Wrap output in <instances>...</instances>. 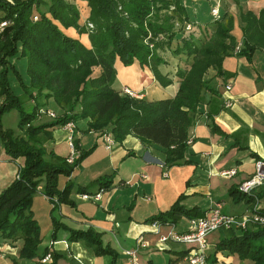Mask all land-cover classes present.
I'll list each match as a JSON object with an SVG mask.
<instances>
[{
    "label": "trees",
    "instance_id": "trees-1",
    "mask_svg": "<svg viewBox=\"0 0 264 264\" xmlns=\"http://www.w3.org/2000/svg\"><path fill=\"white\" fill-rule=\"evenodd\" d=\"M84 1L88 15L79 24L77 7L67 0H13L12 3L0 0V20L9 21L0 32V63L3 62L2 55L23 58L27 80L21 82L17 70L12 67L17 82L29 96L32 92L36 96L42 93L44 100L40 104L35 102L30 111L23 110L11 91L6 72L0 71V115L16 107L21 132L13 136L0 124V142L9 159L22 158L15 177L0 190V237L21 238L19 257H37L36 264H42L39 259L46 252L50 253L51 259L43 264H54L61 254L47 248L38 252L41 238L39 225L30 209L32 197L40 190L48 198L55 197L52 208L62 202L71 204L67 195L72 184L66 182L58 189L57 177L68 176L78 160L88 153H79L73 164H67L64 156L50 152L46 156L41 142L50 136L55 126L69 120L85 119L84 131L100 135L109 132L117 142L132 135L145 146L161 149L163 165L189 163L183 153L192 140L187 142L197 106L205 93L217 95L211 81L228 75L221 68L223 57L235 54L250 60L253 51L264 50V8L257 12L242 11L236 4L240 38L238 49L233 51L236 45L231 33L233 19L227 12H222L211 22L194 24L188 21L181 0ZM186 23L191 26L188 30ZM60 27H72L78 34H86L88 46L78 38L68 36ZM195 28L203 37L193 35ZM164 50L171 52L178 62L181 54L189 60L179 63L169 75L159 69L165 64ZM116 61L122 66L136 61L140 67L148 69L161 87L176 81L177 89L172 96L158 99L131 96L124 92L126 87L115 89ZM48 99L59 107L60 112L51 122L32 125L37 119V107H44ZM217 109L209 108L206 112L209 128L223 137L236 136L215 125L213 115ZM233 144L239 149L247 148L235 139ZM110 176H100L92 181L97 190L109 186ZM76 191L83 193L85 189L76 187ZM228 193L235 202H264V187L250 195L239 192L236 187L230 188ZM182 197L179 195L167 210L152 215L149 221L175 224L181 217L203 214L197 206H183L180 203ZM256 212L264 215V204L257 205ZM51 228L52 238L57 229H67L68 241L81 240L94 255H109L110 264H114L117 254L91 228H66L53 217ZM220 230L215 251L226 250L239 259L249 260L250 264H264V225Z\"/></svg>",
    "mask_w": 264,
    "mask_h": 264
},
{
    "label": "crops",
    "instance_id": "crops-1",
    "mask_svg": "<svg viewBox=\"0 0 264 264\" xmlns=\"http://www.w3.org/2000/svg\"><path fill=\"white\" fill-rule=\"evenodd\" d=\"M67 1L77 7L78 23L82 24L88 15L86 2ZM181 1L190 23L211 22L213 18L209 9L216 4L219 14H231V33L236 40L235 46L239 44L240 38L236 4L242 11L257 12L264 8V0ZM61 29L68 36L78 38L88 46L86 34H78L72 27ZM162 57L165 64L160 65L159 69L172 75L179 64L177 58ZM221 68L228 75L211 81L217 95L205 93L197 106L190 128L192 140L183 153L184 159L190 160L189 163L160 166L164 158L163 151L154 146L143 145L132 135H126L120 142L115 141L113 147L106 150L100 134L94 131L84 132L86 120H76L77 135H74V143L78 153H88L78 160L68 176L57 177L58 189H62L66 182L72 184L67 195L71 204L62 202L52 208L53 203L40 190L32 197V215L37 223L40 219L43 220V229L38 224L41 238L38 252L47 248L60 253L61 256L55 259L54 264L111 263L109 255H94L81 240L68 241L67 229H57L52 238L53 217L66 228H91L99 233L103 243L108 244L117 254L114 264H182L188 246L174 241L171 235L188 230L187 218L181 217L175 224H158L153 227L149 221L152 215L167 210L179 195H183L180 203L187 208L197 206L205 211L217 202L228 214L237 215L249 209L243 200L233 201L228 190L252 173L254 159H264V50L253 51L250 60L235 54L225 56L221 61ZM115 70L114 88H129L139 98H164L172 96L177 89L176 81L161 87L148 69L140 67L136 61L129 66H122L116 61ZM226 84L230 85L229 90L224 89ZM225 101L229 102L228 106L224 104ZM218 106L221 107L217 109ZM209 108L217 109L213 115L215 125L223 132L234 133L236 136L223 137L209 128L206 119ZM40 117L41 115L37 116V119ZM59 134L64 135L61 141H65V133L61 128ZM234 139L246 144L247 148L239 149L233 144ZM20 159H9L0 142V190L15 177L17 164L22 161L21 157ZM230 169H234V174H221ZM106 175H111L110 184L102 189L98 200L92 201L79 196L76 187H83L85 193H95L97 185L92 181ZM219 235L221 230L213 231L207 236L205 264H250L249 260L239 259L226 250L215 251L214 245ZM139 236L144 240V245L137 248L135 263H132L125 251L135 246ZM21 245V238L11 240L0 237V264H36L37 257H19Z\"/></svg>",
    "mask_w": 264,
    "mask_h": 264
},
{
    "label": "built area",
    "instance_id": "built-area-1",
    "mask_svg": "<svg viewBox=\"0 0 264 264\" xmlns=\"http://www.w3.org/2000/svg\"><path fill=\"white\" fill-rule=\"evenodd\" d=\"M7 3H12L13 0H3ZM210 14L213 19L219 18V10L218 5H214L209 9ZM9 24L8 20H0V32L2 29ZM190 24H185V29H190ZM238 46H235L234 51L238 49ZM225 90L230 89V85L226 84L224 86ZM124 92L135 96L136 94L133 93L129 89H124ZM226 106L229 105L228 101L224 103ZM45 114L51 118L55 117L53 112L48 111L45 108L39 107L36 110V116ZM61 130L65 133V142L68 148L67 154L64 156V160L67 164H73L75 159L78 156V150L74 143V135L77 133L76 126L74 121L69 120L64 124L59 126ZM101 140L103 143V147L106 150L111 149L113 147L115 140L111 136L109 132H102ZM190 137L187 139V142H190ZM160 166H164L162 163ZM221 174L230 176L234 174V169L222 171ZM165 176V174H163ZM264 187V159H254L253 161V170L252 173L245 178L244 180L240 181L236 186L237 190L243 194L250 195L255 190ZM102 189H98L95 193H80L79 196L83 199H89L92 201H96L99 198L100 192ZM45 196V195H44ZM45 198L52 203L56 202L55 197ZM256 207H252L250 210L242 212L241 214H228L222 210V206L220 203H213L208 209H206L201 216H196L192 218H187L188 221V230L184 233L180 234H172L171 238L176 242H181L188 246V250L183 258L182 264H205V248L207 245V236L216 230L220 229H234V230H243L245 229L250 223H264V215L259 214L256 212ZM150 224L155 227L158 226V222L151 221ZM162 239V238H161ZM144 245V240L141 236L137 237L135 241V246L131 249L125 251V254L129 258L132 263H135L136 251L137 248ZM51 259L50 253L46 252L41 258L40 263L49 262ZM81 264V263H76Z\"/></svg>",
    "mask_w": 264,
    "mask_h": 264
},
{
    "label": "rangeland",
    "instance_id": "rangeland-1",
    "mask_svg": "<svg viewBox=\"0 0 264 264\" xmlns=\"http://www.w3.org/2000/svg\"><path fill=\"white\" fill-rule=\"evenodd\" d=\"M39 6H41V8H42V5H39ZM78 14H79V12H78ZM85 20H86V18H85ZM60 28H62V27H60ZM64 29H66V28H64ZM209 29L211 30L212 28L209 27ZM209 29H208V31H210ZM193 32H194L193 35L195 37H198V38H201V36L203 37V35L201 33H199L196 28H195V30ZM185 34L186 33H184V35ZM173 45H174V42L172 43V46ZM162 56H164L167 59H169L171 57H174L173 54L171 52L167 51V50L163 51ZM179 60H180L179 63L184 64V60L186 62V60H189V59H185V56L181 54V55H179ZM2 61L3 62L0 63V71L2 69H4V71L6 72L5 76H6L8 84H9V86L11 88V91L13 92V94H15L17 96L18 103L23 108V110L30 111L31 107L33 106V104L35 102L37 104H40L42 102V100H43V98H41L42 97L41 96L42 93L39 94L38 96H36L34 94V92H32L31 96H29L28 92L22 91V89H21L22 86H21L20 83L17 82V79H16L15 74L13 72L12 67L17 70L18 75L20 76L21 82H23V83L26 82L27 77H26V74H25V60L23 58H19V57H16V56L4 57V55H2ZM135 97H137V94L135 95ZM1 98L2 97L0 96V102H1ZM43 106L44 107H42V108H45V109H47L50 112H53L55 114V116L60 112L59 107L50 99L45 100V103H44ZM19 118H20V114H19V111H18V109L16 107H12L10 109H7L6 111H4L0 115L1 127L3 129L10 130L12 132L13 136L19 135V134H21L20 129L18 128ZM53 120H54L53 118H51V117H49V116H47L45 114H42L39 119H35V120L32 121V125L36 126V125H39V124H42V123L51 122ZM75 122L76 121H74V124H75ZM59 130H60L59 125L55 126L52 129V134L53 135L51 134L46 139L42 140L41 146L44 148V151L46 152L45 153L46 156H47V154L49 152L53 153L55 156H64V155L67 154V152H68L67 145H66L64 140L61 141V137H63L64 135L59 134ZM84 132H86V131H84ZM38 137L40 139H42L40 137V135ZM17 159L21 160L20 157H17ZM62 178L63 177H61V179ZM263 204H264V202L258 201V200L250 202V203H248V207H249L248 210H250L255 205H263ZM39 221L40 222H38V224H40L41 226L40 225L39 226L43 229V220L40 219ZM254 225H264V223L263 224H260V223L251 224L250 223L247 227H250V226L253 227ZM235 232H238V231H235ZM41 233H42V231H41ZM39 261H40V259H39Z\"/></svg>",
    "mask_w": 264,
    "mask_h": 264
}]
</instances>
